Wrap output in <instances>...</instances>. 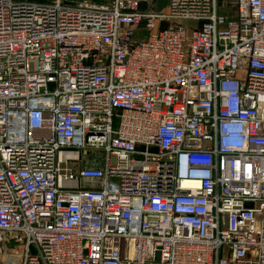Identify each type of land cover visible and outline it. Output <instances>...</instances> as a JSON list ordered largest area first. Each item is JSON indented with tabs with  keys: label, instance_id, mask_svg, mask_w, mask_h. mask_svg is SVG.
I'll use <instances>...</instances> for the list:
<instances>
[{
	"label": "built area",
	"instance_id": "obj_1",
	"mask_svg": "<svg viewBox=\"0 0 264 264\" xmlns=\"http://www.w3.org/2000/svg\"><path fill=\"white\" fill-rule=\"evenodd\" d=\"M156 2L0 0V264H264V0Z\"/></svg>",
	"mask_w": 264,
	"mask_h": 264
},
{
	"label": "crops",
	"instance_id": "obj_2",
	"mask_svg": "<svg viewBox=\"0 0 264 264\" xmlns=\"http://www.w3.org/2000/svg\"><path fill=\"white\" fill-rule=\"evenodd\" d=\"M230 2V0H219V3L221 5L222 8V12L224 13H229V14H233L234 11L231 10V8H226V5Z\"/></svg>",
	"mask_w": 264,
	"mask_h": 264
},
{
	"label": "rangeland",
	"instance_id": "obj_3",
	"mask_svg": "<svg viewBox=\"0 0 264 264\" xmlns=\"http://www.w3.org/2000/svg\"><path fill=\"white\" fill-rule=\"evenodd\" d=\"M167 2H168V0H157L155 6L157 9H163L167 6ZM0 248H2L1 244H0Z\"/></svg>",
	"mask_w": 264,
	"mask_h": 264
},
{
	"label": "water",
	"instance_id": "obj_4",
	"mask_svg": "<svg viewBox=\"0 0 264 264\" xmlns=\"http://www.w3.org/2000/svg\"><path fill=\"white\" fill-rule=\"evenodd\" d=\"M137 148H138L139 150H143V151H144V149H145V147H144L143 145H138ZM149 150H150V151H157V148H155V147H150ZM247 205H248V206H252L251 203H248Z\"/></svg>",
	"mask_w": 264,
	"mask_h": 264
}]
</instances>
